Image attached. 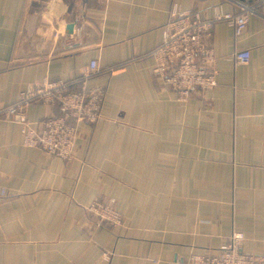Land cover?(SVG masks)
<instances>
[{
  "label": "crops",
  "instance_id": "crops-1",
  "mask_svg": "<svg viewBox=\"0 0 264 264\" xmlns=\"http://www.w3.org/2000/svg\"><path fill=\"white\" fill-rule=\"evenodd\" d=\"M87 1L0 0V110L29 87L76 80L93 60L102 72L89 85L105 90L70 162L26 147L22 126L0 117V264H103L105 252L108 264H185L218 254L235 232L247 254L264 256V7L237 35L214 21L216 10L237 15L236 0ZM175 10L213 22L218 86L186 102L149 57ZM109 12L116 33H102ZM73 17L81 27L67 34ZM26 115L36 127L59 112L34 103ZM96 200L124 225L89 216Z\"/></svg>",
  "mask_w": 264,
  "mask_h": 264
},
{
  "label": "built area",
  "instance_id": "built-area-1",
  "mask_svg": "<svg viewBox=\"0 0 264 264\" xmlns=\"http://www.w3.org/2000/svg\"><path fill=\"white\" fill-rule=\"evenodd\" d=\"M251 1L253 3L236 0L239 8L237 15L216 10L214 21L229 24L234 27L237 35H241L247 29L255 9L264 7V0ZM107 3V0H88L87 8L103 10ZM119 19L118 14L107 13L102 33H116ZM212 24L200 13L175 10L166 25L161 44L149 53L156 74L165 87L177 94L181 102L188 101L195 90L209 91L218 86L217 72L211 68L216 60L215 53L208 45ZM250 58L248 51L237 54L240 65H247ZM101 72L99 62L93 60L76 80H52L29 87L21 93L15 104L0 110V117L22 126L26 147L41 149L49 156L70 162L79 126H93L101 118L105 90L103 87L89 85V81ZM34 103L45 104L59 112V115L51 116L33 127L27 119L26 109ZM0 197L6 199V192L3 191ZM87 211L89 216L110 228L124 225V216L116 207L100 200L94 201ZM245 240L243 233L235 232L218 254H195L185 264H264V256L250 255L244 251ZM111 259L110 253L103 254V264L110 263Z\"/></svg>",
  "mask_w": 264,
  "mask_h": 264
},
{
  "label": "water",
  "instance_id": "water-1",
  "mask_svg": "<svg viewBox=\"0 0 264 264\" xmlns=\"http://www.w3.org/2000/svg\"><path fill=\"white\" fill-rule=\"evenodd\" d=\"M43 20L46 21V16L43 17ZM81 27L80 20L77 17L71 18L68 26H67V34H72L79 30Z\"/></svg>",
  "mask_w": 264,
  "mask_h": 264
}]
</instances>
